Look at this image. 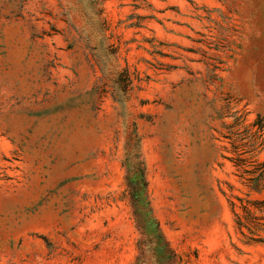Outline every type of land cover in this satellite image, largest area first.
<instances>
[{"label":"rangeland","instance_id":"obj_1","mask_svg":"<svg viewBox=\"0 0 264 264\" xmlns=\"http://www.w3.org/2000/svg\"><path fill=\"white\" fill-rule=\"evenodd\" d=\"M259 120L264 0H0V264H264L230 206Z\"/></svg>","mask_w":264,"mask_h":264},{"label":"trees","instance_id":"obj_2","mask_svg":"<svg viewBox=\"0 0 264 264\" xmlns=\"http://www.w3.org/2000/svg\"><path fill=\"white\" fill-rule=\"evenodd\" d=\"M256 122L260 146L264 145V125ZM139 153V150H138ZM239 178L247 192L245 198H236L237 202L231 201L230 206L236 218V226L240 234L248 244H264V162L252 164H237ZM127 190L133 208V216L141 235L148 233L153 235L157 251L166 259L173 256L169 243L161 232L160 224L153 216L151 201L146 177V166L139 153V163L134 175L126 177ZM253 195L260 198L253 199ZM144 240L139 241L142 248Z\"/></svg>","mask_w":264,"mask_h":264}]
</instances>
